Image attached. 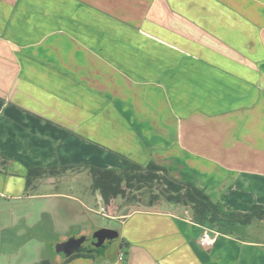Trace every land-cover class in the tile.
Wrapping results in <instances>:
<instances>
[{
	"label": "crops",
	"instance_id": "1",
	"mask_svg": "<svg viewBox=\"0 0 264 264\" xmlns=\"http://www.w3.org/2000/svg\"><path fill=\"white\" fill-rule=\"evenodd\" d=\"M120 154L264 208V0H0V264H264V217L203 247L187 211L91 182L119 226L85 234L64 189Z\"/></svg>",
	"mask_w": 264,
	"mask_h": 264
},
{
	"label": "trees",
	"instance_id": "2",
	"mask_svg": "<svg viewBox=\"0 0 264 264\" xmlns=\"http://www.w3.org/2000/svg\"><path fill=\"white\" fill-rule=\"evenodd\" d=\"M122 168H100L88 166L92 187L108 201L110 197L126 196L131 190H152L154 184L160 187L159 195L170 203L186 206L193 220L203 226L222 233H231L235 226L246 225L252 218H263L264 208L254 204L246 211L229 210L220 202L212 201L203 189L187 180L171 176L166 167L154 161L142 165L120 154ZM66 168V167H63ZM54 167L30 168L28 179ZM36 264H48L43 260Z\"/></svg>",
	"mask_w": 264,
	"mask_h": 264
},
{
	"label": "rangeland",
	"instance_id": "3",
	"mask_svg": "<svg viewBox=\"0 0 264 264\" xmlns=\"http://www.w3.org/2000/svg\"><path fill=\"white\" fill-rule=\"evenodd\" d=\"M79 169V168H77ZM82 171H84L81 176L78 178L79 186H76L75 183H73V186H70L71 191L69 189V186L66 185L67 193H74L76 196L82 201V216H78V225H80L81 229L85 234L92 233L96 228L99 227H111L116 228L118 227V222L116 220L110 219L108 215H102L100 213L101 207L104 206L103 201H101L100 198H93L91 196V193L85 190L89 188V184L91 182L90 175L88 173V170L86 168H83ZM83 185L84 192L82 194L80 190V185ZM63 187V186H62ZM65 188V187H64ZM160 187L154 184V187H152V190H131L127 193L126 196H114L110 197V199H114L116 202H121L125 209L128 208H151L155 206L160 207H170L175 206V210H179L181 212H186L187 214L189 210L186 208V206L177 204V203H170L166 201L161 195H159ZM57 190L54 186H44L40 190L39 189H33L32 192H50ZM77 190V191H76ZM88 194V195H87ZM98 197V196H97ZM47 199V198H46ZM109 199V200H110ZM34 201L36 203H39L40 201H44L43 198H35ZM98 203V204H97ZM79 207V206H78ZM104 208V207H103ZM95 210H98V213L95 212ZM105 212H108L107 210ZM37 233H39V229H37ZM62 256V254H61ZM75 261L72 262L74 264ZM92 260H87L86 263H92Z\"/></svg>",
	"mask_w": 264,
	"mask_h": 264
},
{
	"label": "built area",
	"instance_id": "4",
	"mask_svg": "<svg viewBox=\"0 0 264 264\" xmlns=\"http://www.w3.org/2000/svg\"><path fill=\"white\" fill-rule=\"evenodd\" d=\"M218 234V231L212 228L203 227L198 239V243L203 247L211 246ZM123 258L122 253L119 255V259Z\"/></svg>",
	"mask_w": 264,
	"mask_h": 264
}]
</instances>
